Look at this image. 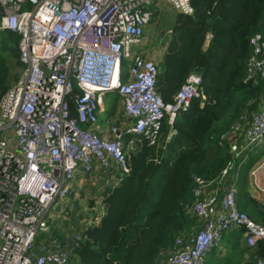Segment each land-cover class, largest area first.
I'll use <instances>...</instances> for the list:
<instances>
[{"label":"built area","instance_id":"obj_1","mask_svg":"<svg viewBox=\"0 0 264 264\" xmlns=\"http://www.w3.org/2000/svg\"><path fill=\"white\" fill-rule=\"evenodd\" d=\"M155 1L0 0V32L17 36L23 64L0 91V264H73L83 231L54 233L49 210L70 195L78 171L90 174L97 163L96 179L107 189L119 185L136 142L144 137L155 144L164 117L173 124L201 96V76L190 73L164 101L159 64L133 51L154 18ZM166 1L178 13L194 12L190 0ZM249 41L244 80L264 81V33ZM108 92L121 98L120 117L128 125L112 122L111 137H104L96 124ZM260 105L245 108L217 134L229 158L215 178H194V198L184 210L195 225L158 253L157 264H205L223 234L235 229H242L247 247L264 244V225L240 211L235 197L239 167L264 143V93ZM263 166L264 158L251 174ZM100 208L102 216L103 202ZM42 231L46 236L36 243ZM249 264H264V254Z\"/></svg>","mask_w":264,"mask_h":264},{"label":"trees","instance_id":"obj_2","mask_svg":"<svg viewBox=\"0 0 264 264\" xmlns=\"http://www.w3.org/2000/svg\"><path fill=\"white\" fill-rule=\"evenodd\" d=\"M190 3L193 14L178 13L175 18L162 78L177 84V91L188 72L197 69L201 96L193 98L173 124L164 117L155 144L144 137L136 142L128 153L129 174L104 194V213L83 231L75 264H157L158 253L195 225L184 210L194 198V178H215L229 158L227 147L217 144V134L261 101L264 81L244 77L252 53L249 39L264 29V0ZM207 33L211 39L204 49ZM5 71L0 63L1 92L8 87ZM130 137L123 135L125 141ZM259 245L263 256L264 244Z\"/></svg>","mask_w":264,"mask_h":264},{"label":"crops","instance_id":"obj_3","mask_svg":"<svg viewBox=\"0 0 264 264\" xmlns=\"http://www.w3.org/2000/svg\"><path fill=\"white\" fill-rule=\"evenodd\" d=\"M162 3H167V1H155L153 5V21L150 25H146L143 42L136 49L137 51H142L147 57L159 64L158 89L166 101H171L178 85L167 81L163 82L162 76L165 70L163 63L169 51V45L172 40V28L178 12L168 4L170 13L164 15L160 11ZM261 33H264V29ZM210 39L211 34L207 33L202 46L204 49L208 46ZM190 73H196L201 76L197 69L190 70L188 74ZM116 98V109L110 115V119L104 122L105 126H100L98 122L96 124V129L100 136L111 137L108 127L112 122H115L120 129H125L128 125V122L120 117L123 108L122 100L118 94ZM260 104L261 101L257 107L261 106ZM109 107L105 104L103 96V111L98 116L104 113L108 114ZM263 158L264 143L252 152L248 159L239 167L235 183V197L238 209L261 225H264V166L258 169L255 175L251 174V169L257 166ZM99 171V164L95 163L92 173L88 174L78 171L76 174V177L71 182L72 196L70 198L68 196L65 201L71 207V211L67 212L64 209L63 213L58 211L56 219L54 218L53 220V227L54 229L56 228L58 234L84 231L88 226L99 221L101 217L100 203L108 190L103 186L102 181L96 179V174ZM64 212L66 214L69 213V218L63 215ZM70 225L73 226L74 230H70ZM258 249L246 246L242 229L227 231L223 234L219 246L213 248L207 254L205 264H249L260 257L261 254ZM77 261L78 259L74 257L73 263L75 264Z\"/></svg>","mask_w":264,"mask_h":264},{"label":"rangeland","instance_id":"obj_4","mask_svg":"<svg viewBox=\"0 0 264 264\" xmlns=\"http://www.w3.org/2000/svg\"><path fill=\"white\" fill-rule=\"evenodd\" d=\"M169 6L168 3H162L161 7H160V11L161 13H163L164 15L170 13L169 11ZM153 19L150 21V23L148 25H150L152 23ZM149 37V35H148ZM14 35L9 33V32H0V63L2 65H4L6 67V71L5 74H3V83L5 85L8 84V86L10 84L13 83V81H15L21 73L22 70V66L23 64H21L19 62L18 59V54H17V46H16V42L14 41ZM137 49L135 47H133V51H136ZM117 94L116 92H111V93H107L104 95V102L106 105L110 106L109 107V113L106 114H100L99 120H98V124L102 127L105 126L104 122H106L107 120L110 119V115L113 113V111H115L116 107H115V103H116V98ZM103 121V122H100ZM169 138V136H168ZM72 196V192L69 195V198ZM66 199L64 200H58L56 202V204H54L50 210V219L52 221V218L56 219V214L57 212H61L63 213V209L65 207L66 204ZM64 216L66 215L67 218H69V213L66 214L64 212L63 214ZM67 220V219H66ZM58 224V223H57ZM193 228V227H192ZM192 228H190V231L192 230ZM189 231V230H188ZM54 233H58L56 232V228L53 231ZM46 235L44 234V232L42 231L37 237H36V243L40 242L41 239H43Z\"/></svg>","mask_w":264,"mask_h":264},{"label":"water","instance_id":"obj_5","mask_svg":"<svg viewBox=\"0 0 264 264\" xmlns=\"http://www.w3.org/2000/svg\"><path fill=\"white\" fill-rule=\"evenodd\" d=\"M173 132H175V130Z\"/></svg>","mask_w":264,"mask_h":264},{"label":"bare ground","instance_id":"obj_6","mask_svg":"<svg viewBox=\"0 0 264 264\" xmlns=\"http://www.w3.org/2000/svg\"><path fill=\"white\" fill-rule=\"evenodd\" d=\"M176 132V131H175ZM254 221V220H253Z\"/></svg>","mask_w":264,"mask_h":264}]
</instances>
